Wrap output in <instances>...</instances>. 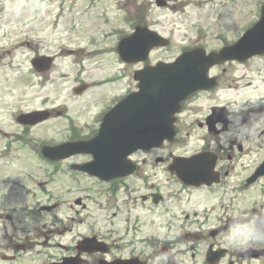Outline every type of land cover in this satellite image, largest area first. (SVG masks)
Segmentation results:
<instances>
[{"label": "flooded vegetation", "instance_id": "af4514ba", "mask_svg": "<svg viewBox=\"0 0 264 264\" xmlns=\"http://www.w3.org/2000/svg\"><path fill=\"white\" fill-rule=\"evenodd\" d=\"M71 1L73 2L72 11L77 14L76 0ZM93 1L92 10L87 17L94 18L89 22L97 25L104 5L103 0ZM192 1L187 0L183 5L189 6ZM204 1L212 5L208 13H213L215 20H221V18L225 20L222 19L219 26L214 21L215 27L211 28L204 21L202 22V19H198L199 15L196 19V32L199 40L212 37L222 42L220 46L211 50H208L206 46L207 51L213 52H218L224 46L236 42L261 18V10L264 6V0H260L259 5H255L252 9L258 8L257 14L253 15L252 11H248L246 16L242 12V20L236 24L234 7L229 10L228 6L233 5L235 0H226L229 4L223 0L220 4L222 12L213 10L215 0ZM167 2L170 7L173 0H167ZM253 17L257 19L252 20ZM133 18L137 24L140 19H146L149 23L147 13L143 10L136 9ZM71 21L75 22L77 19L73 18ZM226 22H229L231 26L237 25V27L228 31L223 27L227 26ZM71 27L74 32L73 25ZM256 59H264V51L261 55L253 56L244 62L228 60L214 65L210 69V76L216 79V85L186 100L176 117V130L182 142L187 139L198 142L197 148L187 150L180 155L189 157L204 151H210L216 155L214 168L205 172L209 179H212V183L187 186L169 173L177 188L169 194L149 184L151 176L148 174L144 192L139 197H135V200L128 197L122 203V206L129 204L131 210L137 211L133 219L130 216L126 217L124 230H122L123 218L120 219V227L116 229L106 227L98 229L86 227L87 224L82 222L84 219L75 217L74 212L70 214V212L58 211L61 204L54 201L51 193L42 188V166L37 165V168L33 169L34 165H31L32 169L25 170L26 165L21 163L23 149L10 147L5 139L0 137L3 142V147L0 148V264H107L111 262L207 264L204 260L206 250L210 246L213 249L226 247L224 244L217 243L215 239L230 228L224 222L205 228L204 223L196 219L204 208L205 211L214 212L216 219L236 218L240 220L241 225L254 222L256 218V214L253 213L254 207V210H258V214L264 216L263 201L256 202L258 205L252 206L251 213L239 211L234 214V201L242 194L248 195V192L256 186H260L261 193L264 194V177L252 185L246 184L261 159L257 161L255 158L264 156V94L256 100L257 104L251 103L250 98L247 99L249 94L246 97V93L249 92L247 85L244 86L240 81V79L243 80L241 76L250 78V74L243 73V71L250 72V69L238 67L239 72L236 73L239 76L231 77L234 84L232 85L228 83L226 67L227 65L249 64ZM138 69L131 71L132 80H134L133 74ZM239 88L241 89L236 94L234 91ZM204 95H210V100L204 102L201 109L194 112L192 99ZM112 105L98 104L91 112V118L96 122L100 121ZM193 112L191 120L186 122V118L191 117ZM20 141L22 139L16 137L12 142ZM168 156L163 160L164 162L169 161L172 153ZM135 160L137 176L140 175L145 179L144 176L147 173L142 176L141 172L146 168L154 169L153 149ZM164 165L165 171L168 172L166 167L168 165ZM30 173L32 174L28 178ZM45 183L48 181L46 180ZM154 193L157 194L156 198L153 197ZM43 196H45V202L42 201ZM184 197H190L191 200L202 198L203 208L195 211L198 206H185V203L190 201L181 203ZM75 203L82 204V199L75 200ZM49 205H54L53 209H42L43 206ZM245 207L251 210L249 204ZM149 214L150 217H148ZM75 221L78 222L76 226H74ZM204 241L206 244L203 248ZM253 244H244L233 250L227 248L219 264L248 262L250 259L243 258L241 255ZM256 248H262L259 261L260 264H264V242Z\"/></svg>", "mask_w": 264, "mask_h": 264}, {"label": "rangeland", "instance_id": "374dc122", "mask_svg": "<svg viewBox=\"0 0 264 264\" xmlns=\"http://www.w3.org/2000/svg\"><path fill=\"white\" fill-rule=\"evenodd\" d=\"M117 1L119 0H116L115 5ZM222 1L223 0H215L213 10L222 12V8L220 7V2ZM224 1L226 2V0ZM41 2L42 4H40ZM140 2L146 7V9H149V21L152 22L153 27L160 33L172 39V46L170 48L152 53V61H156L160 58L168 59L169 57L176 55L180 46L183 44L192 45L196 42H200L207 46L208 50L220 46L221 41L214 40L212 37L199 40L198 35L194 32L195 21L198 15V19H202V22L204 21V23L211 28L215 27L214 21H216L219 26L220 21L223 19L215 20V15L213 13H208V11H211L212 5L207 4L204 0H193L189 6H184L180 0H173L172 5L168 8L156 7L154 0H140ZM255 2H257V0H235V13L244 12V15L247 16L248 9H252ZM50 4H53V6L50 7ZM59 4H63V6H60ZM105 4L113 5V1L108 0ZM227 4H229V2ZM81 6L82 4L76 7V11H79L82 8ZM228 6L229 10L233 8L232 4H229ZM40 9H42V13ZM69 9L70 0H0V127L11 131L18 130L19 126H17L14 121V116L18 111H27L38 108L43 104L49 105L56 102L59 109L63 111L62 115L54 117L44 124L34 127L33 133L41 137H49L51 138V141L60 142L68 136V122L66 117L73 110L78 114L79 118H81L80 115L84 113L81 108V103L85 100L86 94L81 95L80 97L73 95V87L76 83L73 81L75 69L79 68L80 64H82L83 67L88 68L85 74L86 78L93 77L97 70L104 69L106 72L118 73L119 69H125V65L117 63L113 58H110V56L98 59L97 61L83 60V52L78 55L79 58L77 61L79 63H76L74 56H68L64 51L57 49L61 57L56 60V65L52 71L47 73L42 79L34 78L29 75V69L31 68L30 59L32 54L35 53L38 48L40 50L46 48L47 50V44H49L51 51L55 50V45L52 46V40H47V44L40 43L36 34L37 28H40L38 21L42 18V15H48V21L51 19H59L60 29L65 25H68V21H70ZM106 9L107 14L111 18V24H120L121 21L118 17V11L116 12L113 6L107 7ZM183 9L184 13H182ZM86 18L87 16L80 17L83 22L86 21ZM240 20H242L241 16L235 19V23L237 24V22H241ZM18 21L22 23L17 26L11 25L12 22ZM30 21L31 23H29ZM225 24L227 26L223 27L228 31L237 27V25L231 26L229 22H226ZM104 28H108V26H105ZM19 30L21 33H18ZM23 32H26V35H24ZM42 36L50 39L51 35L49 34V30L45 29V33L42 34ZM23 38H26V40L30 42L29 46L24 45L25 47L21 48L14 46L15 41ZM68 38L70 41L67 38H63L62 40H56L55 43H67V45H70V48H76L78 46L82 47L81 45L86 43L82 39H71L70 36H68ZM111 41L112 39L106 40L104 43L109 44ZM226 67L228 69V83L234 85L231 77H235L236 72H239V70L233 65H227ZM238 67L242 69L257 68L258 71L255 74V85L257 86L262 83V79H264V59H256L249 64ZM243 73H248V71H243ZM54 79H56L57 82H55L53 86H50L52 84L49 85L48 81L51 82L52 80L53 83ZM129 80L130 79H128V81ZM240 81H242V79H240ZM124 84L125 83L121 85L122 87H112L111 90L108 89L102 94L109 93L110 91H120L122 90L121 88H124ZM240 89L241 88L234 92L237 94ZM247 90L251 93L253 87L248 88ZM259 90L261 91L262 87L259 88ZM249 92L246 93V97L248 94L250 95ZM258 93L264 94V91ZM209 100L210 95H204L196 99L192 105L194 112L201 109L203 103ZM194 112L191 117L186 118V122L191 120L190 118L193 117ZM74 121L77 124L79 123V119L77 118H74ZM92 126L93 124L90 122L87 125L85 132H87ZM2 147L3 142L0 140V148ZM18 147V145H12V148ZM196 147L197 145L195 142L187 139L179 145H172L170 151L173 153H182ZM24 152L27 153L26 151ZM155 153L164 154L165 151L160 152L159 150ZM21 163L27 166V169L25 170L32 169L30 163L34 165L33 169L37 168V165H35L37 164V161L28 162L26 157H23ZM150 163L152 164V162ZM61 165L62 169H65L64 162H62ZM155 169L156 166L154 167V170ZM156 172L158 175L155 176V181L162 185L163 190L170 189L166 180H164V175L166 173L159 168L156 169ZM67 173V170L65 174L59 173L55 177V182L47 186L51 193H54L55 195L61 193L58 195L59 197L62 196V204L58 208L59 211L70 212L71 214L75 209L81 210L82 206L87 207V211L96 212L98 214L97 217H103L104 219L107 218V221L104 220V222H100V225L116 222V218L121 219L123 217V215H118L116 218L113 216L116 212L115 206L117 205L118 197L115 199L114 195L108 193L103 187L94 183V181H92V183L89 180H81L78 182L72 177L71 173L68 176ZM43 178L45 179L44 176ZM132 184L136 183L132 182ZM67 187H69L68 190ZM78 187L83 189L81 193L76 192L75 189ZM258 189L259 188L249 191L248 195H246V193L242 194L239 199L235 200L234 208L253 204V201H264V194H261ZM140 190V193H142L143 188L140 187ZM87 195L96 197V204L91 203V198L88 200V198H86ZM133 195L135 194H132V197ZM75 197H81L84 204L76 206L73 202ZM43 198L45 199V196H43ZM55 199H57V197L53 198L54 201ZM181 203H185V206L187 207L202 206L204 204L202 198L191 200L190 197H184L181 200ZM136 212L137 211L135 210H131L132 214H135ZM234 212H236V209ZM70 222H72V220H70ZM211 222V226H213V224L215 225V219L211 218L209 223L211 224ZM74 226H76V224H74ZM245 226L246 225L235 226L227 232V235L223 234V236L220 237L226 244L230 243L231 245H238L242 242L246 243L249 238V229L247 227L245 228ZM250 236L252 239L251 233ZM258 261L259 260H251L250 264H259ZM245 264L247 263L245 262Z\"/></svg>", "mask_w": 264, "mask_h": 264}, {"label": "water", "instance_id": "95a60500", "mask_svg": "<svg viewBox=\"0 0 264 264\" xmlns=\"http://www.w3.org/2000/svg\"><path fill=\"white\" fill-rule=\"evenodd\" d=\"M136 32L135 34L130 38L131 41L134 43V50L133 52H130V53H126L125 54V60H132V59H136V60H139V59H142V58H146V54L148 52V50L150 49V47L153 45V44H156V40L152 41V42H149L147 44H145V38H143V36L146 34L144 33V35L142 33H138V38H136ZM149 38H152V37H155L154 35H149L148 36ZM127 43H128V40H127ZM178 61L182 62L183 63V60L180 58L178 59ZM34 65L36 67H40V63H38V60H34L33 61ZM179 68H182V66L177 63V64H174L172 66L170 65H162V64H159L157 67H155L154 69H157L158 70H166V71H169L170 72V75H164L165 77H168V76H171V80H166V84L167 85H174V84H180V80H175L174 76L177 75L179 76V73H174L176 70H178ZM186 68L188 69H191L188 73V75L186 77H193V76H196L197 75V64L196 65H186ZM195 69V70H194ZM143 74L144 73H139L137 74V78L140 79V88H141V91H147L149 89V91H158L160 90V87L163 85L164 83V80L161 79V80H150V81H145L143 79ZM191 82L189 81V83L183 85L180 89L179 86H176V87H173L175 90L176 89H180L179 91H177V93L179 94L178 97H176V100L178 101L180 98H181V95H185L186 94V91L191 88ZM165 87H169V86H165ZM170 91H172V88H170ZM154 99L156 101L158 100H161L160 98L158 97H154ZM174 101L173 97L170 98V101L168 103L172 104ZM165 109H166V114H165V117L167 118V122L166 121H162V126L164 127V133L161 132L163 135L165 136H169V129H171V123H172V120L171 119H168V115L169 113L173 112V111H168V108L166 105L164 106ZM24 118H28L26 116H24ZM24 121H27V120H24ZM155 132H154V136H151L150 138H147L149 140V145L152 146V145H155V146H159L161 145V142H162V139L163 137H160L159 134L160 132L157 130V122L155 123ZM113 143L116 142L115 140H112ZM123 143H124V148H123V151H126V147H129V148H136L137 145H140V144H148V141L145 139V138H140L138 141L134 142L132 140H130L128 143H126V140H123ZM92 147L90 146V149H93L98 157L103 153V148H100L97 144H96V141L94 143H92ZM70 146H73V147H78L74 144H64L62 146H59V147H56L54 149H49L47 148L45 153L51 157V158H61V157H65V156H68L70 155V151H65V150H62V149H65V148H70ZM86 150L85 148H82V149H75L74 152L76 151H84ZM107 153V152H105ZM108 154L110 155H115L116 152L115 150H110L108 152ZM107 173H106V176L107 177H111L115 174V171L113 169H110V168H107ZM117 170H120L119 168H117Z\"/></svg>", "mask_w": 264, "mask_h": 264}]
</instances>
